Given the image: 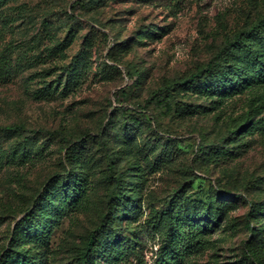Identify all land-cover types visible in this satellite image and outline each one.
Segmentation results:
<instances>
[{
    "label": "rangeland",
    "instance_id": "obj_1",
    "mask_svg": "<svg viewBox=\"0 0 264 264\" xmlns=\"http://www.w3.org/2000/svg\"><path fill=\"white\" fill-rule=\"evenodd\" d=\"M263 17L264 0H6L0 53L11 45L13 76L0 82V264H22L17 250L34 244L24 217L78 167L81 204L53 221L29 264H80L103 218L115 256L100 252L99 264H163L159 212L180 194L189 217L202 214L203 240L184 233L181 263L264 264V80L241 75L219 100L174 86L209 62L226 80L264 61V36L254 55L217 56ZM10 124L25 128L2 131ZM126 184L133 205L120 196Z\"/></svg>",
    "mask_w": 264,
    "mask_h": 264
},
{
    "label": "trees",
    "instance_id": "obj_2",
    "mask_svg": "<svg viewBox=\"0 0 264 264\" xmlns=\"http://www.w3.org/2000/svg\"><path fill=\"white\" fill-rule=\"evenodd\" d=\"M5 1L6 0H0V6L4 4ZM261 36H264V17L261 20H258L251 28L238 32L233 41H230L227 46L220 50L217 53V56H223L225 54L229 57L232 55V52H242L244 50H246L244 56L254 55L257 50L256 48L251 47L250 44L254 43V45L257 46L260 43L261 45L262 42L259 40ZM70 41L71 37L69 36L61 43L58 42L54 51L63 49L62 46L69 44ZM11 52V45H7L0 53V82L2 83L11 81L13 76ZM215 64L209 62L205 68H197L196 71L191 72L189 75H185L182 80L176 81L174 86H178L180 90H195L205 97L212 96L215 97V100H219L222 95L224 96V94L221 93V90L225 83H234V81L241 75V79H246L249 82L264 80V61L257 58H252V60L249 61L247 70L241 71L239 68H236V70L225 77L226 80H220V78L217 77L216 72L214 73L213 69ZM73 79L74 78L68 80L69 82L71 81V83L73 81V84L75 85L76 80ZM231 85L232 84L226 86V91L231 89ZM153 95H156V91ZM167 108L170 109L168 103ZM24 128L23 124H10L1 127L2 131L8 132L21 131ZM83 176H85L83 169L78 167L77 173L74 172L71 176L62 177L65 179L62 180L61 183H55L49 188V195L44 204L33 214H28V216L24 217L22 222L27 223L28 225L26 228H22L25 231L23 236L26 237L25 239L28 238L31 240L34 244L26 251L27 253H25L23 247L21 248L22 252L17 250V252L20 253L19 260H21L22 264H29V262L36 263L39 261V257H41L42 254L36 251H38L37 247L42 245L38 242L43 237V234H47L56 218L81 204L83 200L82 186L85 185V178ZM69 179L74 183L78 182V184H63L64 181L69 182ZM120 181L121 180H119V182ZM119 188L122 191L120 196L126 201V203H131V205H133L134 202L137 201L135 198L137 194L134 190H131L128 184L120 186ZM187 200L186 196L182 197L181 194L179 196H173V199L165 204L166 208L161 209L159 212V223L163 222L162 226L165 227L166 250L163 252L161 258V263L163 264H177L181 263L183 259L184 262L187 260L185 254L189 251L188 249L190 245L184 248H182L183 245H181V243L184 244L185 242V232L191 234L196 243H199L200 240L198 239L202 240L200 234L201 231L198 230L201 222L195 220L199 217V219H201L202 214L191 215L189 217L190 213L188 209L190 206H188L189 204ZM120 211L121 210H119L118 213ZM252 213L253 212H251V214ZM251 214H249V216H251ZM114 217L115 220L119 218V216ZM105 222L106 218H103L100 225L93 229L86 237L83 247L78 252L80 264H99L97 258L100 257V252H105L109 257L115 256V252H113L114 250H111L112 248L107 244L106 239L105 241L103 240L105 236H102V233H100V227ZM247 222L250 224L249 220H247ZM33 253L35 255H33ZM184 262L181 264H184ZM105 264H111V261L105 262ZM138 264H141V262Z\"/></svg>",
    "mask_w": 264,
    "mask_h": 264
}]
</instances>
